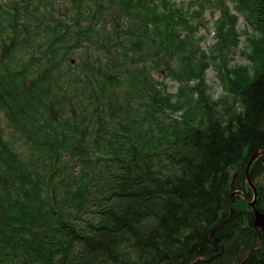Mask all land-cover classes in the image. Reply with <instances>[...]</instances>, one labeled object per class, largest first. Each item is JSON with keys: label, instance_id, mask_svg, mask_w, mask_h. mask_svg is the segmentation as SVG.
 <instances>
[{"label": "trees", "instance_id": "16d2710c", "mask_svg": "<svg viewBox=\"0 0 264 264\" xmlns=\"http://www.w3.org/2000/svg\"><path fill=\"white\" fill-rule=\"evenodd\" d=\"M225 1L221 43L239 16L257 38L247 65L223 71L218 100L171 0L10 6L0 264H264L244 177L264 148V0ZM249 176L264 214V156Z\"/></svg>", "mask_w": 264, "mask_h": 264}, {"label": "rangeland", "instance_id": "374dc122", "mask_svg": "<svg viewBox=\"0 0 264 264\" xmlns=\"http://www.w3.org/2000/svg\"><path fill=\"white\" fill-rule=\"evenodd\" d=\"M15 1L0 0V6H3L4 8V10L1 11L6 13L5 11L9 10L10 6ZM41 1L42 3L45 1L44 5H47L48 9L52 10V3L54 0ZM222 1L224 3H222ZM222 1L171 0L172 6L181 8L185 14L186 21L193 27L191 33L183 34V37L187 35L185 43L197 45L198 47L191 45H188V47H195L194 49L199 53L204 52V58L206 59L205 64L208 66L204 73L206 93L212 100H218L219 98L224 97L223 84L221 83L224 77L222 76L223 71L236 70L238 67L249 63L247 55L251 53V49L247 40L248 38H257L252 27L239 16L235 23L234 30L228 35L227 41L221 43L222 37L226 36L222 35L227 32L228 23H230L222 20L225 8L228 6V2L225 0ZM224 5H226V7H224ZM38 8L37 12L42 9V6ZM230 14L236 15L233 11H231ZM15 15L16 13L10 14V19L8 20L7 18V20L10 21V25L14 24L13 20ZM49 16H51V13ZM4 19L6 21V16H4ZM227 20L230 21V18H227ZM18 22H21L28 27V23H25L26 21L20 20ZM6 28L7 25L3 24L0 33L5 35ZM184 29L188 31L186 27ZM54 35L56 36L57 32ZM10 38H14V36L10 35ZM13 45L14 43L12 39H10V42L7 40L3 41L2 47L0 48V63L2 66L6 63V59L10 57L9 48ZM222 54H224V57L221 56ZM17 57L18 60L20 59L21 65L28 64L31 59L30 55L20 51L17 53ZM66 60L70 62L71 65L75 66V63L71 61V55H69ZM7 74L9 73L4 70L2 78L5 79ZM155 76L156 78L159 77L157 74H155ZM165 83L170 92H177L178 84L173 82L171 78H165ZM5 105L6 102L0 108H3ZM8 112L7 108L0 110V138L2 137L3 139H5L4 135L6 133H10V123L6 119V114H8Z\"/></svg>", "mask_w": 264, "mask_h": 264}, {"label": "water", "instance_id": "95a60500", "mask_svg": "<svg viewBox=\"0 0 264 264\" xmlns=\"http://www.w3.org/2000/svg\"><path fill=\"white\" fill-rule=\"evenodd\" d=\"M264 156V148L262 149H256L254 150L251 155L250 158L245 166L244 169V177H245V181L247 183V185L249 186V188L252 190L253 193V200L251 202L248 203L251 211L254 214V219H253V228L255 230V235H257L259 232L264 230V214H262L257 208H256V203H257V190L254 186V184L252 183L250 176H249V171L250 168L252 166V164L256 161V159H258L259 157ZM234 178V176H233ZM240 193L239 192H235L234 196H239ZM255 246V244H254ZM254 246L252 249H254Z\"/></svg>", "mask_w": 264, "mask_h": 264}]
</instances>
